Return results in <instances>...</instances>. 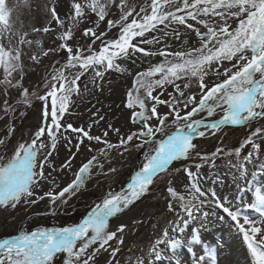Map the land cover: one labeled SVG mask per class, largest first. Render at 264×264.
<instances>
[{
	"label": "snow or ice",
	"instance_id": "1",
	"mask_svg": "<svg viewBox=\"0 0 264 264\" xmlns=\"http://www.w3.org/2000/svg\"><path fill=\"white\" fill-rule=\"evenodd\" d=\"M23 3L31 10L32 0ZM35 7L43 12L48 23L32 27L31 32H52L60 43L55 48L44 49L41 40L29 39L28 32L15 26L14 8L7 0H0L3 74L0 85L5 89H21L23 102L30 107L31 96L36 94H30L21 83L25 46L38 48V53L29 56L36 63L41 56L59 51L65 53V62L54 70L46 93L36 97L44 102V126L38 128L30 143H20L7 161L0 163V208L15 209L21 203L36 204L45 198L52 205L66 204L68 195L84 187L94 167L103 169L98 156L83 163L75 179L58 192L45 191L44 186L56 185L54 173L71 170L75 159L71 148L79 152L85 139L106 146L99 151V157L104 159L111 149H123L121 155L133 149L147 148L148 152L126 188L118 193L108 192L82 223L0 239V264H55L58 255L63 256L62 264H99L103 253L109 256L104 264H119L117 256L121 248L111 242L115 240L123 245L127 225L121 223L112 230L110 220L148 196L156 179H162L167 186L166 210L175 219L168 221L145 258H137V264H164L168 249L177 250L185 245L190 250L192 245L199 247L201 254L195 255L194 264H216V250L203 242L198 229L189 230L190 221L199 215L208 217L209 212L204 211L206 205H214L213 214L218 219L230 220L229 227L235 229L247 246L250 264H264V187H252L257 176L264 177V0H143L140 4L133 0H69L63 17L58 11V0H46ZM88 22L95 27L80 29L81 24ZM101 22H106V29L100 30ZM175 26L190 30L197 43L189 44V40L183 39L185 33ZM113 29L117 35L109 38ZM78 30L89 42L74 46L69 42ZM169 37L188 46L175 50L168 42ZM97 41L98 50L93 47ZM160 44L163 47H157ZM139 56L164 59L146 71L135 73L133 90L127 94L125 106L133 110L130 120L139 124L137 130L124 135L109 125L118 134L119 142L114 144L105 139L108 130L102 138L90 134L92 125L85 129L68 122L61 124L73 103L72 97L80 95L79 81L88 70L94 73L95 84L97 78L102 81L109 71L131 73L129 63L135 64ZM193 83L195 92L191 91ZM166 86L174 91L168 94L170 99H161ZM157 89L161 91L153 95ZM160 106H165V110ZM12 110L5 101V114ZM218 111L223 115L215 122L197 118L205 113L213 117ZM103 119L99 116L93 124ZM253 122L260 124L235 149L226 151L217 147L208 154L194 142L196 136L205 137L207 129L215 135L223 125L246 127ZM14 132V127L9 126L0 145L7 147V137ZM73 133L77 134L76 144L72 143ZM45 136L47 139H42ZM61 140L69 148L70 156L57 165L54 154H58ZM225 157L228 167L236 172L235 191L231 194H219L215 188L204 187L207 179H212V183L219 181V177L202 174L204 166L214 169L216 161ZM177 161L181 166L173 169ZM173 171L183 172L187 177V195H179L172 186ZM249 191L253 195L246 201ZM176 264L193 262L178 260Z\"/></svg>",
	"mask_w": 264,
	"mask_h": 264
},
{
	"label": "rangeland",
	"instance_id": "2",
	"mask_svg": "<svg viewBox=\"0 0 264 264\" xmlns=\"http://www.w3.org/2000/svg\"><path fill=\"white\" fill-rule=\"evenodd\" d=\"M8 4L14 8L13 20L15 26L22 31L29 33L28 38L33 40H41L44 49L55 48L59 40L56 39V35L52 32L48 34L32 33V27H42L47 25V20L44 17L42 11H37L35 5L37 3L43 4L46 0H32L31 10L24 6L23 0H7ZM134 3L140 4L143 0H133ZM69 0H58V11L63 17L68 11ZM91 19H95L92 17ZM194 23V22H193ZM55 27V25H53ZM85 27H95L91 22L83 23L80 25V29ZM179 27L182 33H185L183 39L189 40V44L194 45L197 43V38L191 34L190 30H185L183 26ZM106 29V22L100 23V30ZM58 31V30H57ZM117 30L113 29L109 32V38L115 37ZM86 38L81 36V32L78 30L75 33V38L69 43L76 45H83L88 43ZM168 42L172 45L173 49L180 50L188 45H183L181 40H175L173 37L168 38ZM100 42L97 41L96 45H93L94 49L98 50ZM151 47V46H145ZM157 47H163V44ZM25 55L23 56L24 72L23 80L21 81L23 88L29 90V93H35L31 96V106L29 107L23 102L21 95V89L8 88L0 85V139L5 138L8 127H14L15 132L11 136L7 137V147L0 145V156L3 160L0 163H5L7 159L13 154L14 149L20 143H30L31 138H34L35 132L39 127L44 126V120L42 117L44 102L38 100L36 97L44 95L48 90L46 85L51 82V76L55 69L62 67L65 62V53L59 51L57 53H50L49 56L43 57L39 63L32 61L29 56L32 52L38 53V48L33 45L31 49L27 46L24 48ZM163 57L139 56L135 64L129 63L131 73H119L115 71H109L105 73L103 80L96 79L93 83L94 73L88 70L85 75L79 81L80 95H74L72 97V105L69 111L65 113L61 120V124L65 122L71 123L74 127L88 128L92 125L90 134L93 136L103 137V133L108 130V136L105 138L110 143L118 144V134L111 131L108 126L112 128L120 129L121 134L127 135L131 131L137 130L139 124L131 122L130 117L132 115L131 109H128L125 105L127 103V94L133 90L134 76L137 72L146 71L151 65L163 61ZM123 63V62H121ZM73 72L76 70L73 69ZM66 74H68L66 72ZM15 75V74H14ZM158 78V77H157ZM0 79H3L2 70H0ZM17 79L19 76L17 75ZM212 79H215L213 76ZM85 85L87 89L85 90ZM196 85L193 83L191 91L195 92ZM161 90L157 89L153 95H157ZM164 95L161 99H170L169 93H173L171 86H166L163 90ZM7 92V95H5ZM143 94V93H141ZM7 101L8 105L13 109L8 114H5L4 103ZM49 105L51 100L49 99ZM160 109L165 110V106H160ZM138 110V109H137ZM98 113V115H93ZM223 113L217 112L213 117H208L207 114L198 115L197 118H202L206 122H215L222 118ZM99 116H103V120H99V123L93 124V120H98ZM40 120V123L38 120ZM260 122H253L252 125L241 127L232 125H223L212 135V130L206 132L205 137L196 136L194 142L200 146L202 152L211 154L217 147H224L225 150H231L238 147L249 134L253 127H258ZM63 131V128L61 129ZM169 131H172L170 128ZM65 135H69L65 133ZM77 134H71L72 143L76 144ZM159 137V134H158ZM166 138V137H165ZM42 139L46 140L47 137ZM63 140L58 144V154H54L55 162L60 165L66 158L70 156L69 148L64 146ZM106 146L98 144L95 141L84 140V144L80 146L79 152L73 147L71 153H75V159L73 160L71 170H65L62 173H54L56 177V185L51 183L45 184L44 190L54 189L59 191L63 187L67 186L75 179V173L79 170L83 163H86L93 156H98L100 162L103 164V169L94 167L90 177L86 180L83 188L76 191L73 195L67 196V203L62 204L57 202L56 205H52L47 198L42 201H38L36 204L21 203L15 209L0 208V239H11L16 235H23L24 233H31L38 231L39 229L61 228V227H74L80 224L86 217L91 209L101 202L102 198L108 192H120L122 188H126L130 177L133 176L136 170L145 162V155L147 154V148L133 149L129 152H124L121 155L123 149H111L107 152V159L99 157V151ZM91 149V150H90ZM247 151V149H245ZM228 158L218 159L216 161L217 167L210 168L205 165L202 169V174L211 177H219L220 183H212L211 179H207L204 183V187L215 188L219 194H231L235 191L234 178H229V173L236 175L235 169H230L226 163ZM181 162H174L172 168L180 167ZM115 168V172L109 170ZM251 170V169H249ZM173 184L172 186L177 190L179 195H187V177L183 172H172ZM241 182V181H240ZM166 185L162 179H156L152 186L151 193L132 206L130 210H126L124 213L118 215L110 220L112 230L124 223L127 225L125 233L123 234L124 243L118 245L114 240L111 243L114 246L121 248L118 253L117 260L119 264H137V258L143 260L150 251L151 243H153L157 237L161 235V231L164 229L169 220L175 219L172 213L167 212L165 197L168 196L166 191ZM67 195V194H66ZM169 199H171L169 197ZM250 196H245V200L249 201ZM176 203L175 201H173ZM211 205H206L204 211H208V217L199 215L198 219L190 221V228L198 229L205 244L216 250V260L220 262V252L228 251L229 244L241 243L246 250L243 254L248 259L250 264V256L247 252V246L244 244L242 237L235 235V231L229 227L230 220H220L217 215L213 214V211L209 210ZM219 213V210H215ZM223 215L222 213H219ZM142 220L143 223H137ZM209 224V225H208ZM155 225V227H154ZM218 231L223 232L228 236L230 243H221L219 241H212L213 239H207L204 237L206 229L213 230L214 227ZM210 226V227H209ZM182 235V234H181ZM234 238V240H233ZM238 239V240H237ZM192 245L191 250L187 245L181 247L180 250L174 251L172 254H167L165 257V264H176L178 260L193 262L195 255L201 254ZM219 258V259H218ZM108 253H103L100 257L99 264H104L105 260H108ZM63 256L58 255L55 258V264H62ZM230 264L229 260H225Z\"/></svg>",
	"mask_w": 264,
	"mask_h": 264
},
{
	"label": "bare ground",
	"instance_id": "3",
	"mask_svg": "<svg viewBox=\"0 0 264 264\" xmlns=\"http://www.w3.org/2000/svg\"><path fill=\"white\" fill-rule=\"evenodd\" d=\"M40 120H38V122L40 123ZM259 142V141H258ZM246 151V150H245ZM251 169V168H250ZM251 171V170H250ZM211 177H214V175L212 174ZM229 178H234V174L233 173H229L228 175ZM212 180V179H211ZM241 184L244 183L243 180H241L240 182ZM252 187H264V177L262 176H257L253 181H252ZM248 197L250 196V198L252 197L253 193L251 191L248 192ZM209 210L210 211H213L214 210V205H211L209 207ZM209 225V224H208ZM211 227H214V231L213 230H210L209 229H206L205 230V233H204V237H206L207 239H213L212 241H219L221 243H224V242H228V236L226 234H224L223 232L221 231H218L216 229L215 226H212L210 225ZM209 226V227H210ZM232 231H235L234 228H232ZM235 235L237 236L238 234L236 233L235 231ZM240 237V236H239ZM234 240V238H233ZM238 240V239H237ZM194 247L196 248H199L198 246L196 245H193ZM229 248H228V251L225 253L224 251H221L220 252V262H218V260H216V264H224V263H227L225 260H229L230 261V264H248V259L245 257V255L243 254L244 250H246L244 248V246L239 243V244H233L232 242L229 244ZM181 248L177 249V250H172V249H168L167 252L168 254H172L174 251H178L180 250ZM199 252L195 250V253L197 254ZM218 258V259H219ZM224 262V263H223ZM164 264H165V258H164Z\"/></svg>",
	"mask_w": 264,
	"mask_h": 264
}]
</instances>
